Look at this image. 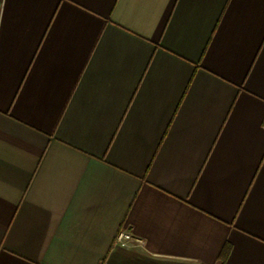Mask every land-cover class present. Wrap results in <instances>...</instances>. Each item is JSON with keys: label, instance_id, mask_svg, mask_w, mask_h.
Here are the masks:
<instances>
[{"label": "crops", "instance_id": "obj_1", "mask_svg": "<svg viewBox=\"0 0 264 264\" xmlns=\"http://www.w3.org/2000/svg\"><path fill=\"white\" fill-rule=\"evenodd\" d=\"M0 264H264V0H0Z\"/></svg>", "mask_w": 264, "mask_h": 264}, {"label": "built area", "instance_id": "obj_2", "mask_svg": "<svg viewBox=\"0 0 264 264\" xmlns=\"http://www.w3.org/2000/svg\"><path fill=\"white\" fill-rule=\"evenodd\" d=\"M114 242L119 246L126 247L130 244H140L141 239L127 231L120 230L117 232Z\"/></svg>", "mask_w": 264, "mask_h": 264}, {"label": "trees", "instance_id": "obj_3", "mask_svg": "<svg viewBox=\"0 0 264 264\" xmlns=\"http://www.w3.org/2000/svg\"><path fill=\"white\" fill-rule=\"evenodd\" d=\"M225 252H226V246H225V249L223 250V253H222V255H221V258H223Z\"/></svg>", "mask_w": 264, "mask_h": 264}]
</instances>
